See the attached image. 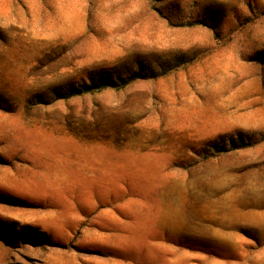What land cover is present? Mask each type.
Listing matches in <instances>:
<instances>
[{
	"label": "rangeland",
	"instance_id": "rangeland-1",
	"mask_svg": "<svg viewBox=\"0 0 264 264\" xmlns=\"http://www.w3.org/2000/svg\"><path fill=\"white\" fill-rule=\"evenodd\" d=\"M0 264H264V0H0Z\"/></svg>",
	"mask_w": 264,
	"mask_h": 264
},
{
	"label": "trees",
	"instance_id": "trees-1",
	"mask_svg": "<svg viewBox=\"0 0 264 264\" xmlns=\"http://www.w3.org/2000/svg\"><path fill=\"white\" fill-rule=\"evenodd\" d=\"M136 78H137L136 74L132 75L131 77L125 79V83H128L129 81H132ZM115 85H116V80H114L113 78H106V79H103L102 82H100V83L92 82V83L85 84L83 90L72 88V89L68 90L66 97L74 96V95L79 94L83 91H91V90H94L96 88L97 89H103V88H106L109 86H115ZM24 238H25V236H24Z\"/></svg>",
	"mask_w": 264,
	"mask_h": 264
},
{
	"label": "crops",
	"instance_id": "crops-1",
	"mask_svg": "<svg viewBox=\"0 0 264 264\" xmlns=\"http://www.w3.org/2000/svg\"><path fill=\"white\" fill-rule=\"evenodd\" d=\"M172 214V213H171Z\"/></svg>",
	"mask_w": 264,
	"mask_h": 264
}]
</instances>
